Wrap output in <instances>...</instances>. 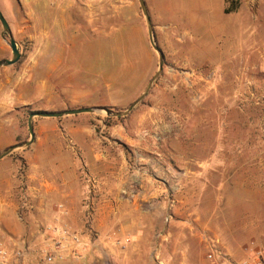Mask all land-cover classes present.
Listing matches in <instances>:
<instances>
[{
	"label": "rangeland",
	"instance_id": "obj_1",
	"mask_svg": "<svg viewBox=\"0 0 264 264\" xmlns=\"http://www.w3.org/2000/svg\"><path fill=\"white\" fill-rule=\"evenodd\" d=\"M175 2L178 9L185 6L184 0ZM227 2L232 7L233 0ZM235 5L231 12L236 11L237 27L226 31L219 45L211 29L191 31L190 40L204 36L192 61L182 60L180 53L166 55L164 50L173 47L160 45L155 31L165 65L143 101L124 116L101 109L88 114L101 119L91 122L101 149H107L105 162L91 164L73 134L62 130L63 148L83 185V222L75 228L37 220L40 232L48 225L85 231L89 198L95 233L101 208L108 218L106 241L117 246L127 237L120 236L121 223L113 222V211L119 209L130 220L140 211L152 215V254L135 255L146 264H157L156 255L167 264H208L202 240L206 231L221 239L224 232L239 239L253 232L259 243H245L243 249L264 248V0H236ZM0 8L22 52L16 63L0 66V80L6 83L12 75L26 102L14 101L12 110L0 111V153L30 138L32 112L65 103L125 110L159 68L139 0H0ZM2 32L0 20V59L12 58L10 34ZM152 107L160 108L171 125L166 136L145 127L142 115ZM19 122L24 132L16 138L13 124ZM132 135L153 136L151 149H135L128 139ZM34 142L3 159L20 161L22 185L32 204L38 195L26 181L25 153ZM89 178L95 180L91 193ZM143 181L159 185L161 192L139 200L138 194L147 192ZM108 257L110 264L119 262L118 253ZM81 259H86L84 252Z\"/></svg>",
	"mask_w": 264,
	"mask_h": 264
},
{
	"label": "crops",
	"instance_id": "obj_2",
	"mask_svg": "<svg viewBox=\"0 0 264 264\" xmlns=\"http://www.w3.org/2000/svg\"><path fill=\"white\" fill-rule=\"evenodd\" d=\"M146 2L157 37L162 40L160 45L173 47L171 50L165 49V54L171 53L176 56L180 53L182 60H194L193 50L204 41V36H200L198 41L190 40L188 37L191 35V31L211 29L213 37L218 36L219 41L216 44L219 45L226 31L235 30L237 27L236 11L226 12L227 0H218L215 6L211 0H184L185 6L180 9L175 7V0H146ZM2 72L0 71V74ZM8 77L6 83H2L0 80V111L3 109L12 110L14 101L25 102L24 93L21 92L22 85L21 87L13 86L12 75H8ZM37 86L39 88V85ZM71 108L78 107L65 103L47 109L61 111ZM152 110H160V108L152 107L144 112L142 118L147 120L145 127L151 128L159 136H166L171 126L170 123L163 117L162 110L159 114L153 113ZM88 114L90 113L82 112L61 117L40 116V119H35L36 141L34 147L25 153V156L28 169L26 181L32 185L31 189H36L34 193L38 195V198L33 201L34 209L25 216L20 215L22 185L20 161L16 160L15 163L10 159L3 161L6 156L0 159V246L10 254V260L4 264H15L13 253L16 249L23 248L25 244H29L32 249L21 264H96V261L99 262L98 264H110L109 253L119 254L117 264H146L143 262L144 260L142 261V256L137 260L135 255H143L147 252L152 254L151 248L155 240V235L152 233L154 231L152 215H144L143 211H140L134 220H130L119 209L113 211V222L120 220L121 223L120 236L129 239L123 241L121 246H117L116 243L106 241L108 218L107 213L101 208L98 209L95 216L98 233L94 236L84 235L85 243L82 250L86 259H67L50 263L38 253V250H42L45 244L41 232L35 226L37 220L49 223H66L75 228H79L83 222V185L76 163L63 148L62 130H68L73 134L91 164L94 161L98 163L108 159L107 149H101L100 138L94 136L96 127L91 121L97 118ZM97 120L101 121V119ZM13 125L15 137L18 138L24 132L22 125L20 122ZM1 127L3 124H0ZM149 136H140L136 139V136L132 135L128 139L135 149L146 150L151 149L152 145L151 137L153 136ZM2 139L4 140L0 137V140ZM7 140L13 141V137ZM142 141H144L143 146ZM143 158L149 160L145 156ZM153 162L155 164L156 161ZM140 185L142 190L147 192L138 194L139 200L142 197L148 198V196H154L161 192V187L159 185L156 187L154 183L143 181ZM114 186L118 188L119 183ZM61 204L64 205V209L60 208ZM155 207L157 206L155 205ZM126 221L135 223L136 228L131 227V224L125 225ZM254 234L251 232L243 235L242 239L233 237L228 232L220 235L223 245L233 260L241 262L242 259H255L258 256L264 264V248L243 249L245 243L251 241L259 243V236ZM0 264H3L1 258Z\"/></svg>",
	"mask_w": 264,
	"mask_h": 264
},
{
	"label": "built area",
	"instance_id": "obj_3",
	"mask_svg": "<svg viewBox=\"0 0 264 264\" xmlns=\"http://www.w3.org/2000/svg\"><path fill=\"white\" fill-rule=\"evenodd\" d=\"M92 182L90 186V191L92 187L95 186V180L89 178ZM87 207L89 208L85 231L78 233L72 231L70 228L66 227H53L48 225L42 230L41 234L44 240V247L42 250H38V253L47 262H61L67 259H81L83 256V245L85 243L84 233L93 235L96 234L93 229V216H92V202L87 199ZM33 204L29 198L28 188L21 185V204H20V215L25 216L31 212ZM171 215H167L166 221L170 222ZM129 240V239H126ZM202 240L207 248L206 258L208 264H262V261L257 256L255 259L249 261L237 262L232 259V257L226 252L222 239L210 232H204L202 235ZM29 244H25L23 248L16 249L13 253L15 257V264H21L27 253L31 251ZM0 258L1 263H7L10 260V254L0 246ZM157 264H167L165 261L156 255Z\"/></svg>",
	"mask_w": 264,
	"mask_h": 264
},
{
	"label": "water",
	"instance_id": "obj_4",
	"mask_svg": "<svg viewBox=\"0 0 264 264\" xmlns=\"http://www.w3.org/2000/svg\"><path fill=\"white\" fill-rule=\"evenodd\" d=\"M139 3L141 5V8L143 10V13H144L146 21H147L150 41H151L154 49L159 54V68H158L157 72L155 73V75L150 79V81H149L148 85L146 86L145 90L143 91V93L135 101H133L127 109L120 110V111L112 109L110 107H94V106H84V107H78V108L65 109V110H61V111H48V110L34 111L30 114L29 121H28L30 138L24 142H20V143L9 146L7 149H5L3 152L0 153V159L9 155L14 150L19 149V148H23V147H27L34 142L35 137H36L34 119L36 116L61 117V116L68 115V114H76V113H82V112L94 113V112L98 111L99 109L106 111L107 115H109V116H124V115L129 114L134 108H136L143 101V99L147 96L150 89L154 85L155 81L160 76L161 72L163 71V68L165 65V54L157 42L154 24H153V21H152L146 0H139ZM0 20L3 24L2 34L4 36L7 32L10 34V38H11L10 39V45H11V48L13 51V57L12 58L0 59V66L12 65L20 59L22 52L20 50V47H19L17 40L12 35L10 23L7 20V18L5 17L1 8H0Z\"/></svg>",
	"mask_w": 264,
	"mask_h": 264
},
{
	"label": "trees",
	"instance_id": "obj_5",
	"mask_svg": "<svg viewBox=\"0 0 264 264\" xmlns=\"http://www.w3.org/2000/svg\"><path fill=\"white\" fill-rule=\"evenodd\" d=\"M235 2H236V0H233V2L231 4L232 7H227L226 12H231L232 10H234L236 8ZM110 119H111V117L108 116V117H106L105 121L109 122ZM21 175H22V179H24L25 171L23 169H21Z\"/></svg>",
	"mask_w": 264,
	"mask_h": 264
}]
</instances>
